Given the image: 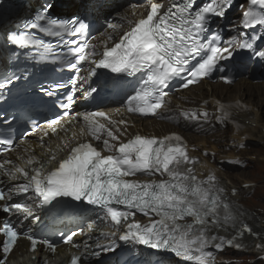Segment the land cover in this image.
I'll return each mask as SVG.
<instances>
[{
	"label": "snow or ice",
	"instance_id": "1",
	"mask_svg": "<svg viewBox=\"0 0 264 264\" xmlns=\"http://www.w3.org/2000/svg\"><path fill=\"white\" fill-rule=\"evenodd\" d=\"M82 3V12L60 15L55 13L57 0H42L18 27L3 34L0 104L8 101L14 89H21L17 99L25 130L20 141L36 131L48 136L46 129L55 133L58 127L71 125L76 119L71 109L78 102V92L85 100H96L103 93L100 70L112 74L114 82L138 78L123 103L129 113L156 116L173 81L187 89L219 73L223 82L232 83L235 74H242L245 55L264 63V0H243L239 4L237 0H173L167 8L152 2L146 15L130 22L131 27L123 31L118 41L113 42L114 37L109 34L100 44L91 42L95 38L89 35L88 16L102 5L99 0ZM234 7L240 10L238 18L227 26L213 27L214 21L227 19ZM107 27L114 30L117 26L108 22ZM224 31L237 35L224 39ZM84 71L86 76L81 75ZM230 71L234 75L229 76ZM61 73L71 75L65 80ZM30 86L56 110L57 114L46 118L43 125L32 115ZM113 86L120 87L117 83ZM232 107L217 102L216 121L228 120ZM235 107L249 110L239 103ZM98 118L109 120L100 110L83 117L93 139L100 140V134L106 131L110 139L102 142L107 155L91 142H81L54 169L44 172L40 165L31 174L19 166L13 170L9 167L13 162L0 155V176L15 179L19 172L25 178L24 182L0 187V212L22 221H39L37 210L28 200L37 201L38 210L55 214L53 219L65 213L99 210L103 213L100 219L110 221L117 230L100 233L92 243H84V248L97 258L110 254L116 258L115 264H153L152 256L158 258L155 264H165L169 256L170 264H215L213 250L243 249L245 234L260 241L254 247L258 260L264 264V235L246 222V211L228 199L226 189L214 174L205 179L197 176L193 167L197 161L189 155L180 135L136 134L121 141ZM179 118L208 122L209 113L182 110ZM16 121V115L5 117L0 113V127L11 128ZM0 140V154L14 150L17 144L11 135L0 133ZM27 163L33 164V159ZM137 174L159 175L162 179H131ZM137 213L149 217V221L135 220ZM94 227L92 222L87 230L78 226L62 232L61 240L79 247L74 237L85 235L91 240ZM22 237L24 233L12 223L0 224V264H7ZM101 237L106 242H100ZM26 239L31 252L37 250L38 244L56 252V243L48 238L38 240L29 234ZM82 255L87 258V251ZM81 258L72 256L70 264H79Z\"/></svg>",
	"mask_w": 264,
	"mask_h": 264
},
{
	"label": "bare ground",
	"instance_id": "2",
	"mask_svg": "<svg viewBox=\"0 0 264 264\" xmlns=\"http://www.w3.org/2000/svg\"><path fill=\"white\" fill-rule=\"evenodd\" d=\"M60 1L69 8L68 11L62 12L71 14L75 12V8H81L83 11L82 0ZM99 2L102 7L99 11L95 12L97 17L106 13H117L120 20L115 23L117 27L114 30L104 26L103 33L98 35L92 42L97 44H100L109 34L114 37L113 42L117 41L123 31L129 30L131 27L130 22H134L141 18L142 15H146L152 2H159L166 6L170 0H99ZM38 3L40 1L32 3V7ZM28 9L29 7L26 6L24 12ZM229 34H231L230 36L236 35L235 32H229ZM111 43H109V46H111ZM249 72H251V69ZM83 73L86 74L87 72L84 71ZM260 79L263 80L254 83L255 78L243 77L235 85L233 84V86L224 85L221 82L213 83L205 81L186 91L173 94L169 97L165 107L164 115L171 117L168 118V121H158L156 118H148L146 120L137 119L126 115L117 106H110L107 107V110L110 112L112 121H103L102 123L105 124L106 129H111L116 133L121 141H125L136 134L166 135L173 131L180 132L190 142V148L194 147V150H192L193 154L200 159V162L196 165L198 173L203 176L209 174L217 175L228 192L231 189L236 190L235 198L238 199L251 190L250 180L244 178L239 184H235L225 169L233 161L235 163H244L252 160V156L249 154L246 156L242 151L246 152L250 150L248 147L250 141L262 142L264 140V77L261 76ZM223 101H233L236 104L244 102L247 105L248 111L236 110L238 125L229 124L226 129L218 125L215 118L217 114V102L221 103ZM83 102L84 99L80 98L76 103L74 107L75 112L73 113L76 119L73 120L71 125H62L57 128L55 133L51 132V129H46L49 132L48 136H44L43 132L37 131L33 137H27L23 141L18 140L16 148L8 154L10 160L13 162L9 167L13 168V170L14 166L23 167L31 174L33 168L43 165V171L47 172L54 169L61 159L66 158L70 149L81 142H91L93 145L104 150L102 141L108 138L106 131L100 134V140L92 138L87 131L86 121L83 119L88 113L83 110L81 105ZM182 110L207 111L209 113V120L208 122L201 121L197 123L186 121L183 118L177 119L178 114ZM121 120L125 121V123L120 124L119 122ZM117 129H119V132H117ZM210 132L212 134H206ZM121 133H124V135H121ZM42 136L44 137L43 141L40 139ZM110 142L116 143L111 140ZM241 144L245 145L242 151L239 150ZM226 148L231 149L226 150ZM53 155L56 157L55 160L50 159ZM259 158L261 157L259 156ZM28 159H33V164L29 165L27 163ZM24 179L22 173L19 172L15 173V179H9L3 176L6 186L24 182ZM248 218L253 224L264 230V216L249 211ZM104 229V224L100 223L92 232L91 240L85 235L74 237L79 247L63 245L55 253L50 250H44L42 246H39L35 252H31L29 251L30 243L26 240H20L14 249V254L10 255L7 264H69L73 253L76 255L81 254V264H104L101 263L104 255L98 258L94 257L91 255V250L84 248V243H92L95 241L100 233L106 232ZM100 242L103 243L106 241L101 237ZM257 242L259 241H252L254 245ZM254 245L250 248L253 252L256 251ZM86 251L87 258H84L82 254ZM105 264H111V262ZM217 264H224L223 259H218Z\"/></svg>",
	"mask_w": 264,
	"mask_h": 264
},
{
	"label": "rangeland",
	"instance_id": "3",
	"mask_svg": "<svg viewBox=\"0 0 264 264\" xmlns=\"http://www.w3.org/2000/svg\"><path fill=\"white\" fill-rule=\"evenodd\" d=\"M80 9L81 8H78V10ZM56 10L61 11L63 9L57 6ZM74 10L77 11L76 8ZM261 81L262 80H255L254 83ZM236 82H238V80ZM236 82L233 84L235 85ZM233 84L231 85L233 86ZM227 125L221 127L226 129ZM206 134H212V132ZM226 135H228V133H226ZM248 147L250 150L246 152L242 151L243 147L241 146H239V150H241L246 156L249 154L253 157V159L240 164H231L225 169V171L227 174H230V178L235 184H239L244 178L250 180V183L255 184L253 187H251V190L248 191V193L243 194L242 197L238 199V201L242 203L247 211L264 216V140L262 142H255V140L250 141ZM230 149L231 148H226V150ZM259 156L261 158H259ZM221 257L224 261V264H261L257 258V253L253 252L252 250L246 253H233L232 250H228ZM233 260H236V262Z\"/></svg>",
	"mask_w": 264,
	"mask_h": 264
}]
</instances>
